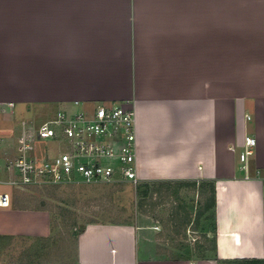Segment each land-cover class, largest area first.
<instances>
[{
	"label": "crops",
	"instance_id": "1",
	"mask_svg": "<svg viewBox=\"0 0 264 264\" xmlns=\"http://www.w3.org/2000/svg\"><path fill=\"white\" fill-rule=\"evenodd\" d=\"M117 103L134 108L139 183L213 182L192 242L163 245L154 213L140 211L89 221L67 242L1 168L0 264H264V0H0L5 148L38 124L14 118L24 105L49 118ZM179 195L194 214L197 191Z\"/></svg>",
	"mask_w": 264,
	"mask_h": 264
},
{
	"label": "built area",
	"instance_id": "2",
	"mask_svg": "<svg viewBox=\"0 0 264 264\" xmlns=\"http://www.w3.org/2000/svg\"><path fill=\"white\" fill-rule=\"evenodd\" d=\"M45 141L62 144L63 149L52 152ZM255 142V137L244 138L241 162L246 163ZM5 143L0 138V169L15 172L7 181L14 187L100 182H131L135 187L139 183L135 112L126 103L58 109L32 130L26 125L15 146L5 148ZM8 204V194L1 193L0 206Z\"/></svg>",
	"mask_w": 264,
	"mask_h": 264
},
{
	"label": "rangeland",
	"instance_id": "3",
	"mask_svg": "<svg viewBox=\"0 0 264 264\" xmlns=\"http://www.w3.org/2000/svg\"><path fill=\"white\" fill-rule=\"evenodd\" d=\"M31 106L34 107V105ZM23 107V111H18L17 115H14V118L17 121L19 120V123L22 121L21 119H34L38 123L37 125H39L46 118L35 113L34 115V111L26 109L25 105ZM42 143L49 145L52 152L63 149V145L56 142L50 143L45 141ZM28 193L31 194L30 197L35 199L40 206L50 211L52 224L61 231V238L66 239L67 242L70 241L71 236L75 235L89 221L125 222L133 221L135 218L140 217L136 207L135 189L131 182L74 183L58 186L30 187ZM191 201L190 207L195 205ZM174 203L172 200L170 202H163L152 212L154 213L153 218L161 225L159 231L161 234L160 239H163L160 241L163 242V245L172 246V239L176 237L180 241L183 239V243L192 242L191 238L194 235L186 229L184 238L179 234L173 236L171 224L168 222L167 217L171 205ZM144 219L142 217L138 221L142 222ZM195 235L199 236V234ZM199 239L201 240L202 238L200 237ZM162 247L165 248L164 246ZM174 249L166 247L169 255L175 252L179 253L178 250Z\"/></svg>",
	"mask_w": 264,
	"mask_h": 264
},
{
	"label": "trees",
	"instance_id": "4",
	"mask_svg": "<svg viewBox=\"0 0 264 264\" xmlns=\"http://www.w3.org/2000/svg\"><path fill=\"white\" fill-rule=\"evenodd\" d=\"M206 186V189L203 187ZM188 188L197 191L199 208L192 214L187 209L185 203L180 198L179 191L182 188ZM205 193V194H204ZM136 207L141 213H152L163 202H175L171 205L168 222L171 224V232L173 236L182 234L185 237L186 228L191 230H198L201 217L214 206V184L213 182L186 183L183 181L175 182H152V183H138L135 186ZM124 222V221H123ZM174 238V237H173ZM204 239L206 236L203 235ZM207 240V239H206ZM210 249L215 250V238L211 237ZM187 244H179L178 249L186 247ZM194 251L202 256V251L207 250L205 246L200 243H195ZM222 264H228L223 261Z\"/></svg>",
	"mask_w": 264,
	"mask_h": 264
}]
</instances>
